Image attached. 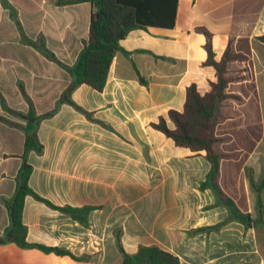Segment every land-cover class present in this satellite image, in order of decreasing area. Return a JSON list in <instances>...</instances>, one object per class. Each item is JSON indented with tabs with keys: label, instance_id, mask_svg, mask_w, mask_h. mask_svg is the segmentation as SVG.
I'll list each match as a JSON object with an SVG mask.
<instances>
[{
	"label": "crops",
	"instance_id": "obj_1",
	"mask_svg": "<svg viewBox=\"0 0 264 264\" xmlns=\"http://www.w3.org/2000/svg\"><path fill=\"white\" fill-rule=\"evenodd\" d=\"M11 11L25 36L42 41L66 68L21 41ZM90 14L89 3L0 0V117L25 124L2 108L3 100L7 108L27 113L19 86L36 115L57 107L37 128L42 153L27 154L28 186L55 206L96 207L86 228L29 195L24 198L26 241L67 250L82 261L6 239L5 203L15 193L24 132L0 120V264H119L116 234L128 254L157 246L180 264H264V237L259 240L255 229L230 222L219 231L189 234L221 222L227 212L221 206L204 209L214 202L209 190H199L209 170L204 153L177 147L150 126L163 117L172 128L167 112L182 111L189 85L200 95L209 91L215 81V70L207 65L209 44L215 62L226 49L244 57L227 63L232 78L225 93L241 101L220 106L214 134L224 143L247 128L240 115L244 98L257 97L259 108L264 101V42L256 39L264 36V0H177L171 28L135 29L120 42L127 54L113 57L102 91L86 85L72 90L79 111L58 100L72 82L70 69L87 38ZM197 28L205 29L209 40Z\"/></svg>",
	"mask_w": 264,
	"mask_h": 264
},
{
	"label": "trees",
	"instance_id": "obj_2",
	"mask_svg": "<svg viewBox=\"0 0 264 264\" xmlns=\"http://www.w3.org/2000/svg\"><path fill=\"white\" fill-rule=\"evenodd\" d=\"M79 3H89L91 5L87 38L83 40L82 48L73 67L70 69L73 78L72 82L61 94L58 105L65 103L82 111L70 99L72 90L79 85H86L97 92L102 91L113 57L116 53L127 54L121 47L120 42L130 31L135 29H144L147 26L171 28L174 25L177 0H54V4L57 6ZM10 15L18 27L21 41L24 44L32 46L50 61L66 68L56 59L52 52L45 48L42 41L34 43L29 40L15 19L13 11L10 12ZM196 31L204 34L209 40L210 34L205 29L197 28ZM256 39L264 42V36ZM206 50L208 52L207 65L212 66L215 70V81L210 82L209 91L204 95H200L194 84L189 85L185 90L182 111L169 110L167 112V120L171 123L172 128L167 126L166 119L163 117H160L157 122L151 123L150 126L170 139L175 146L186 148L194 154L204 153V159L209 164V170L204 180L200 182L199 190H209L214 198L213 204L206 206L204 209L221 206L227 212L226 218L221 222L191 230L189 234H208L213 231H219L220 228L230 222L241 224L245 230L264 227V199H262L264 175L256 181L250 168H245L244 170L249 189L254 196L255 217L253 218L248 212L242 211L220 187L218 179L220 161L223 156L217 153L213 147L218 141L214 136V128L218 120L221 103L230 98L240 100L237 96L225 93V89L231 81L230 78L225 76L226 65L230 61L244 59V57L234 56L226 49L221 60L215 62L209 44L206 45ZM138 82L146 85V81L140 76H138ZM19 89L28 104L27 113L21 115L7 108L3 100L2 108L10 114L21 116L25 120V124H14L0 117L1 121L20 127L24 132L23 153L21 155V165L16 176L15 193L5 203L9 226L5 229L4 236L19 247L36 248L46 253L53 252L58 256H69L74 260L82 261L85 259L84 257L77 258L67 250L30 244L26 241V227L22 224L21 215L24 198L27 195L67 215L73 221L86 228L88 227V214L95 210L96 207L55 206L39 197L28 186L32 167L27 162V154L30 151L36 154L42 153L43 146L38 141L37 128L41 120L56 113L57 107L44 114L36 115L30 100L24 94L23 88L19 86ZM115 243L121 257L119 264H180L178 257L163 251L157 246H139L135 253L128 254L120 244L119 234L115 235Z\"/></svg>",
	"mask_w": 264,
	"mask_h": 264
},
{
	"label": "rangeland",
	"instance_id": "obj_3",
	"mask_svg": "<svg viewBox=\"0 0 264 264\" xmlns=\"http://www.w3.org/2000/svg\"><path fill=\"white\" fill-rule=\"evenodd\" d=\"M225 76L230 79L232 78L227 75V71L225 72ZM244 99L246 103L245 106L241 108L240 115H242L243 118L245 117L247 128H243L236 139L233 138L232 135V138L226 137L227 140H225L224 143H220V139L216 138L214 134L218 141L213 147L224 159L221 165L223 178L220 180L221 182L219 181L220 187L242 211H250L249 214L254 218V196L249 187L247 188L243 183L246 180L244 170L245 168H250L256 181L264 175V155H259V153H264V101H262L259 108L257 97L251 96ZM232 100L234 102L241 101V99L236 100L230 98L223 101L221 105L226 101ZM261 100H264V97H261ZM257 140L259 143L256 145L255 143ZM250 153H252V158L248 160V155ZM232 174L235 177L234 183L232 181ZM238 179L240 181L239 186L236 185ZM262 199H264V196H262ZM255 230L257 231L258 239H262V237H264V227L255 228Z\"/></svg>",
	"mask_w": 264,
	"mask_h": 264
}]
</instances>
